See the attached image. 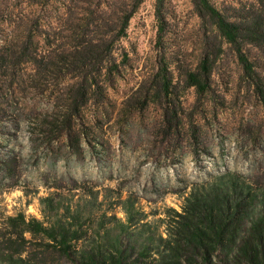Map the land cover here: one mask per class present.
Masks as SVG:
<instances>
[{
	"label": "rangeland",
	"instance_id": "1",
	"mask_svg": "<svg viewBox=\"0 0 264 264\" xmlns=\"http://www.w3.org/2000/svg\"><path fill=\"white\" fill-rule=\"evenodd\" d=\"M121 2L129 0H0V219L77 214L95 235L126 223L131 207L129 230L163 233L166 212L219 177L264 191V44L238 53L192 0H164L159 35L155 0H143L115 44L116 70L89 89L58 65L73 45L67 29L92 12L104 18L93 30L115 28ZM209 2L231 21L264 20V0ZM206 52L216 60L198 94L186 75ZM163 65L173 84L169 128L159 102L141 105Z\"/></svg>",
	"mask_w": 264,
	"mask_h": 264
},
{
	"label": "trees",
	"instance_id": "2",
	"mask_svg": "<svg viewBox=\"0 0 264 264\" xmlns=\"http://www.w3.org/2000/svg\"><path fill=\"white\" fill-rule=\"evenodd\" d=\"M142 2L119 3L112 19L116 27L105 31L100 26L93 30L96 20L103 18H95L93 12L88 18L75 19L67 29L73 45L58 60V65L66 68L65 74L77 73L90 89L97 87L96 76L103 70L115 71V44L126 36L128 23ZM164 3L155 0L159 35L164 29ZM192 3L197 16L209 22L211 33L238 53L243 44H264L261 18L231 21L209 0ZM216 54L211 57L206 52L196 70L186 75L187 86L198 94L209 89ZM240 58L246 72L251 73L245 58ZM154 76L141 105L149 100L159 102L169 128L173 122L169 109L173 84L164 65ZM82 88L80 84L78 96ZM217 180L191 189L179 211L169 209L163 233L151 231L149 224L129 230L135 225L131 207L126 223L110 230L99 227L95 235L82 228L77 214L70 220L49 219L46 212L43 220L26 219L22 214L4 217L0 219V264H264V191L236 176ZM47 206L50 213L58 212L52 204Z\"/></svg>",
	"mask_w": 264,
	"mask_h": 264
}]
</instances>
